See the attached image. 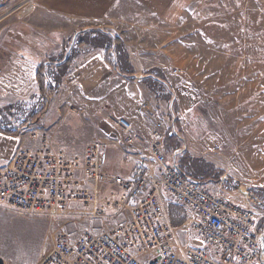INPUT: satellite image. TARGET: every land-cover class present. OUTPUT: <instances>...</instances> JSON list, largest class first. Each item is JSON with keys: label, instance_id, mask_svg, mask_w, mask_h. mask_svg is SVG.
I'll return each instance as SVG.
<instances>
[{"label": "rangeland", "instance_id": "rangeland-1", "mask_svg": "<svg viewBox=\"0 0 264 264\" xmlns=\"http://www.w3.org/2000/svg\"><path fill=\"white\" fill-rule=\"evenodd\" d=\"M38 1L25 0L19 4L7 0L0 20L9 11L11 15L0 22V28L24 18ZM96 1L98 6L92 10L84 3L78 7L83 16H92V22L78 23L76 28L103 25V21L106 22L103 28H109L115 17L104 16L100 2ZM108 1L111 13L121 16L119 26L113 20L118 27L114 30L123 40L135 77L112 67L105 70L95 65V75L80 76L82 81L77 78L68 81L54 99L33 97L13 104L14 108L0 104L3 130H8V124H18L32 146L34 135H40L42 126H47L41 119L32 124V116L52 102L58 113L52 123L57 125L55 131L46 128L51 142L55 143L54 137L59 143L68 142L79 149L71 156L83 155L92 145L102 147L106 138L122 137L106 118V112L115 115L105 103L106 97H114L122 90L145 89L148 84L158 89L155 92L158 97L154 93L143 97L151 102L143 120L156 125L163 118L168 124L176 118L183 124L187 152L193 159H202L201 163L209 165L212 171L209 180L199 174L197 178L212 193L236 203L248 205L245 190L264 204L258 195L264 190V0ZM72 35H62L66 41L63 54ZM114 51L119 58L117 49ZM104 52L93 51L90 55L108 59V52ZM117 66L124 71L120 60ZM158 76L165 78V90L157 85ZM168 93L172 101L166 98ZM97 189L101 198L119 193L112 185H99ZM73 207L74 212L88 216L57 218L50 224L0 211V264H40L51 249V233L65 232L76 240L84 232H101L126 221L121 216L106 224L89 216L92 206ZM176 207L179 209L174 213L187 219L177 222L180 225L187 221L182 226L185 241L201 247L188 221L191 215ZM263 224L264 218L259 221V229Z\"/></svg>", "mask_w": 264, "mask_h": 264}, {"label": "built area", "instance_id": "built-area-1", "mask_svg": "<svg viewBox=\"0 0 264 264\" xmlns=\"http://www.w3.org/2000/svg\"><path fill=\"white\" fill-rule=\"evenodd\" d=\"M105 114L127 146L141 142L130 119ZM32 139V146H20L13 161L0 166V211L50 224L88 216L74 212L76 205L92 206L89 216L104 223L126 217L115 227L87 231L76 240L65 232L51 233V249L40 264L264 263V224L259 229L264 204L245 190L248 205L212 193L183 169L181 151L165 153L162 132H154L150 143L154 168L140 164L130 176L110 173L108 154L99 145L70 156L54 149L47 131ZM124 157L130 160L129 151ZM99 185H115L119 193L101 198ZM170 203L190 212L188 221L201 247L185 241L182 226L187 221L177 224Z\"/></svg>", "mask_w": 264, "mask_h": 264}, {"label": "crops", "instance_id": "crops-1", "mask_svg": "<svg viewBox=\"0 0 264 264\" xmlns=\"http://www.w3.org/2000/svg\"><path fill=\"white\" fill-rule=\"evenodd\" d=\"M13 1H18L20 2L19 4H21L22 1L25 0ZM94 1L95 0H43L41 2L40 0L25 13L24 18L9 22L0 28V104L4 103L10 106V108H14L15 106H13V104L26 101L33 97L41 96V98L47 100L49 98L54 99L57 92H59L62 86L68 81L74 82V79H80V76L89 77L95 75V65L100 69L106 70V67H112V69L115 70L112 62L119 63L120 59L116 57L117 53L113 49L107 54L106 46H115V38L120 36L116 35V30L114 29L118 28L117 26H119V23L121 24L122 20H119L121 16L111 13V4H108L109 1L97 0L96 2H100L99 5L103 8L102 13L104 16L110 18L111 16H113V18L115 17L113 20L118 21L117 26L113 20H111L108 29L103 28V25L106 23L104 21L103 25H83L76 28V25H79L78 23L87 24L92 22V16H88L87 14L83 16L82 13H79L78 7L82 6L84 3L88 10H92L98 6ZM6 2L7 0L0 2V14ZM10 15L11 11L7 12L4 18ZM4 18L2 20H4ZM2 20H0V22ZM71 24L75 26L72 27ZM84 30L88 31L81 36H77L78 32ZM64 33L73 34L72 42L69 45L70 48L72 44L76 43L77 45L81 37L89 39L90 41L82 46H74L78 53L72 66L63 77L59 91L56 93H44L40 87L38 72L41 66L49 61V67L45 69V84L48 86L49 83H54V73L58 71V62L61 61L63 56L62 50L65 48L66 41L62 38ZM95 42L96 44L94 45ZM79 49L86 50L82 51ZM102 50L105 51L104 53L107 55H111L112 58L110 57L109 60L105 56L103 58H95L90 55L93 54V51ZM81 63L83 67H81ZM134 72L133 77L136 75V71ZM155 81L157 85H159V88L165 90L163 86L166 80L163 76H158ZM155 92L158 93V89H154L153 86L147 84L145 89L138 88L137 90H133V92L122 90L114 97H106L105 103H107L108 107H111L115 115L130 119L141 137V142L132 147L127 146L123 137L106 138V140H104V145L101 148L108 154L107 169L110 173H120L125 176H130L135 167L140 164L154 168V161L150 152V143L153 139V133L156 131L165 134V153L171 156L175 152L181 151L179 159L182 163L184 152L188 150L187 143L184 141L185 128L183 124L176 120V118H173L174 121L170 124L166 123V120L163 118L156 125L143 120L144 111L148 112L147 109L150 108L149 106L151 103L148 100H143V97L152 96L153 93L156 94ZM161 93L164 94V91H161ZM156 96L158 97L157 94ZM171 97L172 95L168 93L166 98L172 101L173 97ZM51 103L45 106L42 112L36 110L30 122L36 124V121L41 119V123H45V125L49 126V130L52 128L55 131L57 125L52 123L58 112L52 107ZM18 126L19 125L16 123L7 125L8 130L12 131L11 134L0 131V166L9 165L13 161L15 153L20 146H29V141L26 139L24 131ZM47 126H42L43 131H46ZM1 128L5 129L4 126H1ZM55 134L56 132H54V135ZM53 140H55V143L53 142L52 145L57 151L64 152L68 155L79 151L78 148L71 146L68 142L64 144L59 143L57 141L58 138L55 137ZM125 150L129 151L131 154L129 161L125 160ZM112 186L119 192L117 186ZM174 205V203H170V209L176 222L182 223V220H187L178 217V215L174 213L179 209L176 207L178 205ZM188 213L190 214V212Z\"/></svg>", "mask_w": 264, "mask_h": 264}, {"label": "trees", "instance_id": "trees-1", "mask_svg": "<svg viewBox=\"0 0 264 264\" xmlns=\"http://www.w3.org/2000/svg\"><path fill=\"white\" fill-rule=\"evenodd\" d=\"M99 31H102L101 29H98ZM88 30H84V31H80L77 33V36H81L82 34L86 33ZM90 40L89 39H85L84 37L80 38L78 40V45L82 46L86 43H88ZM72 42V41H70ZM105 42V41H104ZM96 44V42L94 43V45ZM73 47V48H72ZM72 47H68L65 54H63L62 59L60 62H58V71H56L57 73L55 74L54 77V83H49L48 86L45 84V79H46V74H45V69L49 67L48 64H50L49 61H47L46 63H44L41 66V69L38 72V79H39V83H40V87L42 89V91L44 93H56L57 91H59L61 85H62V81H63V77L67 74L68 70L70 69V67L72 66L76 55L78 53V51L74 48V44H72ZM115 47V48H114ZM106 46V51L109 53V51L116 50L118 52L119 58L121 60L120 66H122V68L124 69V71H121L119 69V67L117 66V62L113 63V67L115 68V70L121 72L124 75H127L129 77H133L134 75V70L131 67V64L127 61V54L125 52L124 49V43L122 41V39L120 37H116L115 38V46ZM108 59L110 60L111 55H108ZM128 68V69H127ZM127 69V70H126ZM0 131L3 133H8L11 134L12 131L10 130H3L0 126ZM202 159L200 158H196L193 159L192 156L189 154V152L185 151L184 155H183V159H182V166L184 167L185 170H187L188 173H191L193 176L197 177L196 175H200L202 177V179H206L209 180L212 178V171L209 165H205L202 164ZM191 163V164H190ZM258 195L262 198V201L264 202V190L261 193H258Z\"/></svg>", "mask_w": 264, "mask_h": 264}]
</instances>
